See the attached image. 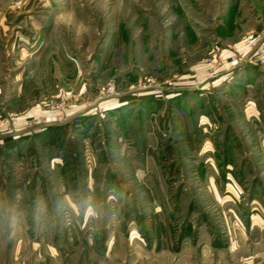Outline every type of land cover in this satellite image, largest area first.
I'll use <instances>...</instances> for the list:
<instances>
[{
	"label": "rangeland",
	"instance_id": "obj_1",
	"mask_svg": "<svg viewBox=\"0 0 264 264\" xmlns=\"http://www.w3.org/2000/svg\"><path fill=\"white\" fill-rule=\"evenodd\" d=\"M0 264H264V0H0Z\"/></svg>",
	"mask_w": 264,
	"mask_h": 264
},
{
	"label": "clouds",
	"instance_id": "obj_2",
	"mask_svg": "<svg viewBox=\"0 0 264 264\" xmlns=\"http://www.w3.org/2000/svg\"><path fill=\"white\" fill-rule=\"evenodd\" d=\"M19 198L20 197L17 196V199H19ZM36 210H37L38 214H41V215L45 214L47 212V203L45 201L38 202ZM88 214H92V209L91 208L88 209Z\"/></svg>",
	"mask_w": 264,
	"mask_h": 264
}]
</instances>
